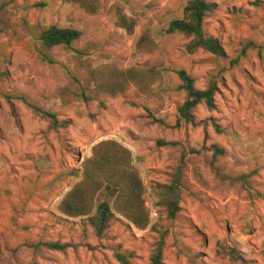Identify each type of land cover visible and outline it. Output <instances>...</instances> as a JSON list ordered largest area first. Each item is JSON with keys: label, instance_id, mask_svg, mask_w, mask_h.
<instances>
[{"label": "rangeland", "instance_id": "1", "mask_svg": "<svg viewBox=\"0 0 264 264\" xmlns=\"http://www.w3.org/2000/svg\"><path fill=\"white\" fill-rule=\"evenodd\" d=\"M99 1V13L90 16L59 0H0V264H118L115 254L147 264L159 236L152 226L167 233L163 264H264V0H208L217 9L204 28L220 40L224 58L188 55L184 38L165 33L188 0ZM117 11L135 23L133 34L116 26ZM49 26L81 34L72 51L54 49L50 64L38 57L39 34ZM145 29L157 48L138 54ZM75 50L93 66L117 62L155 71V98L131 89L107 100L105 109L96 101L63 106L56 91ZM181 70L199 90L209 80L217 86L215 110L198 106L196 125L176 123ZM24 102L71 124L49 130ZM104 140L132 154L150 216L144 231L115 215L98 237L85 219L58 212L80 179L81 162ZM211 146L225 154L214 160ZM179 168L180 211L169 220L153 187L168 184ZM103 201L111 198L102 194ZM46 243L67 249L51 251Z\"/></svg>", "mask_w": 264, "mask_h": 264}, {"label": "trees", "instance_id": "2", "mask_svg": "<svg viewBox=\"0 0 264 264\" xmlns=\"http://www.w3.org/2000/svg\"><path fill=\"white\" fill-rule=\"evenodd\" d=\"M62 3L78 6L87 15L95 16L100 11L99 0H59ZM217 9L215 3L208 0H188L182 11V17L172 20L165 31L167 35H179L187 41L185 52L194 55L201 51L217 58L225 57V50L219 39L207 34L205 21ZM116 26L128 35L134 33L135 23L123 14L116 13ZM80 32L73 28L49 26L39 34L38 57L42 62L53 63L51 52L56 48L72 51L80 39ZM157 46L149 30H143L136 45L138 54H148ZM81 50L73 51V68L67 70V81L57 88L56 94L63 106L81 103L87 105L98 102L100 109H105L106 101L124 96L133 89L137 96L148 100L155 98L153 85L157 73L139 67L123 68L117 62L93 66ZM179 89L184 93L182 105L178 108L177 126L196 125L194 111L203 105L208 111L215 110L217 86L209 80L203 90L195 86V79L186 71L177 72ZM31 113L44 121L49 130L66 129L70 121H60L56 114L24 102ZM155 123H161L154 120ZM220 133L218 125H213ZM213 159L222 157L225 151L218 146H211ZM182 170L179 168L172 175L168 184H156L153 187L158 207L169 220H174L180 211ZM106 194L111 203H98L100 195ZM145 188L139 171L134 164L130 150L114 140H104L91 148V155L80 165V179L75 182L62 197L58 212L71 219H85L93 233L100 237L111 227L115 215L119 216L140 231L150 226V216L144 201ZM151 230L158 233V238L149 252L147 264H163L165 238L167 233L159 232L155 226ZM44 246L57 252H65L66 245L46 243ZM234 256V253H230ZM118 264H130L128 258L115 254Z\"/></svg>", "mask_w": 264, "mask_h": 264}]
</instances>
